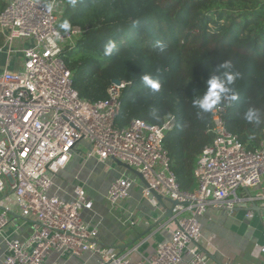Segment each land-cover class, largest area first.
Returning a JSON list of instances; mask_svg holds the SVG:
<instances>
[{
  "label": "built area",
  "instance_id": "obj_1",
  "mask_svg": "<svg viewBox=\"0 0 264 264\" xmlns=\"http://www.w3.org/2000/svg\"><path fill=\"white\" fill-rule=\"evenodd\" d=\"M63 6V0H5L0 12V56L4 55L7 65L17 54L22 56L15 69L0 68V235L15 210L34 223L25 240L5 238L2 264H44L55 251L75 256L91 252L99 256V264H183L187 254L189 264H205L208 257L201 253L199 218L208 209L232 213L240 201L236 192L261 184L264 136L256 148L248 150L227 130L224 115L230 101H223L224 105L211 112L206 133L212 141L196 160V188L181 191L163 147L166 133L175 127L173 115L158 126L133 119L119 128L115 119L121 93L131 83L112 82L108 99L98 102L81 99L73 88L72 73L61 54L86 31L72 28L61 33ZM82 143L87 146V159L117 160L139 173L146 184L142 183L141 196L153 209L162 210L164 216L171 208L172 216L160 223L170 239L159 243L149 259L132 263L127 254L96 242V230L89 229L80 217L81 210L91 208L83 187L74 188L71 202L52 193L53 178ZM137 181L136 176L134 180L121 177L107 191V203L120 213L125 226L133 223L134 211L120 206L138 187ZM260 199L264 197L247 198ZM252 214L247 210L245 217ZM260 253L264 258V244Z\"/></svg>",
  "mask_w": 264,
  "mask_h": 264
},
{
  "label": "trees",
  "instance_id": "obj_2",
  "mask_svg": "<svg viewBox=\"0 0 264 264\" xmlns=\"http://www.w3.org/2000/svg\"><path fill=\"white\" fill-rule=\"evenodd\" d=\"M63 4L59 27L68 21L71 29L86 31L61 54L72 73L73 88L81 99L98 102L108 99L114 80L131 83L121 93L115 119L119 128L133 119L158 126L173 115L175 127L166 133L163 147L181 191H193L197 157L212 141L206 133L212 115L198 117L192 101L203 95L211 70L225 60L242 74L231 86L239 98L226 107V128L248 150L259 145L264 124L246 122L243 113L254 107L264 115V0H76L75 5L63 0ZM4 7L5 0H0V12ZM110 40L115 50L104 57ZM157 41L167 44L163 53L156 48ZM142 75L158 79L160 91L148 94ZM153 109L158 118L152 117Z\"/></svg>",
  "mask_w": 264,
  "mask_h": 264
},
{
  "label": "crops",
  "instance_id": "obj_3",
  "mask_svg": "<svg viewBox=\"0 0 264 264\" xmlns=\"http://www.w3.org/2000/svg\"><path fill=\"white\" fill-rule=\"evenodd\" d=\"M5 66L11 69L10 64L7 65L6 58L2 55L0 56V68ZM83 149L84 147H82ZM77 152L78 148L75 154ZM93 170L91 163L82 166L71 160L53 178L52 193L64 202L73 201L74 197L67 196V172L73 175V192L76 186L81 185L83 189L85 188L87 201L91 203V208L83 209L80 212V217L89 229L96 230V242L100 246L113 247L120 253L127 254L132 263L149 259L155 253L159 243L167 242L170 239L168 232L166 229H162L160 224L165 223L166 213L163 216L162 210H157L158 212L152 215L147 212L148 210L132 209L134 211L133 223L130 226L123 225L118 211H113L111 208L106 210L104 207L105 204L109 205L105 192L108 191L107 187L110 185L105 184L103 188L105 192L102 190V195L98 194V196L89 187ZM121 177L128 178L124 174H121ZM137 185L138 187L135 188L141 191L142 182L140 180L137 181ZM134 191L133 188L128 200L132 199ZM257 195L264 197V176L257 188L248 191L240 189L236 192L240 201L232 213L208 209L199 218L203 234L201 253L208 257L205 264H264V258L260 253V247L264 244V222L261 221V217L264 216V200H247L248 197L253 198ZM126 201L122 204L127 203ZM151 208L153 209V207ZM247 210L253 212L249 218L245 217ZM119 211L121 212V210ZM9 217L10 225L0 235V264H2L6 253L5 238L23 241L30 236L34 225L33 220L23 218L16 210ZM190 260L191 256L185 255L183 264H189ZM44 264H99V256L91 252L75 256L65 251H55L50 252Z\"/></svg>",
  "mask_w": 264,
  "mask_h": 264
},
{
  "label": "clouds",
  "instance_id": "obj_4",
  "mask_svg": "<svg viewBox=\"0 0 264 264\" xmlns=\"http://www.w3.org/2000/svg\"><path fill=\"white\" fill-rule=\"evenodd\" d=\"M71 3L75 5L76 0H71ZM71 27L68 21L60 25V28L65 32L70 31ZM156 48L163 53L167 48V44L163 41H157ZM114 50L115 43L110 40L104 46V57L111 56ZM157 72H159V69ZM241 76L242 74L236 70L231 60H225L218 64L214 70H211L203 95L196 97L192 101L193 107L198 110L197 116L199 117L203 114L213 112L223 101H237L239 96L231 86L235 84ZM141 80L148 94H155L160 91L161 84L159 80L155 79L152 75H142ZM151 115L153 118H158L157 110L153 109ZM243 119L257 127L264 124V115L254 107H248L245 110Z\"/></svg>",
  "mask_w": 264,
  "mask_h": 264
},
{
  "label": "rangeland",
  "instance_id": "obj_5",
  "mask_svg": "<svg viewBox=\"0 0 264 264\" xmlns=\"http://www.w3.org/2000/svg\"><path fill=\"white\" fill-rule=\"evenodd\" d=\"M260 1H262V0H260ZM2 45H3V39H2V36L0 35V46H2ZM21 59H22V56L20 54H17L16 56H14V59L10 64V68L12 70L15 69L16 68L15 62H17L18 60H21ZM82 147H84L83 150H82ZM86 155H87V146L85 144H82L81 147L78 148V152L73 155L72 162H75L76 164L82 165V166H85L88 163H91L94 170L92 171V175L90 177L89 187H91L96 192L97 196H98V194L102 195V190L105 187V184L111 185L110 183L119 179L121 174L128 176V178H135V175L132 172L127 171L126 169H123V168L117 166L112 161H107V162L102 163V162H99L93 158L87 159V158H85ZM132 180H134V179H132ZM73 187H74V177H73V175H71L70 173L67 172V196L75 197L74 192H73ZM108 187H107V190L109 189ZM195 188H196V183H195L194 189ZM134 190L135 191L132 192L133 193L132 199L127 200L126 201L127 203L121 204V206H120L121 209L125 210V209L130 208V207H131V209H138L139 208V209L148 210L147 212L151 213L152 215L156 214L158 211L156 209H152L148 205V202L145 199L141 198V195H140L141 191L136 189L135 186H134ZM103 191L105 192V190H103ZM6 194H8V192ZM106 194H107V191L105 192V195ZM104 207L106 210L111 208V207H109V205L107 206L106 204ZM111 210L115 211L114 209H111Z\"/></svg>",
  "mask_w": 264,
  "mask_h": 264
},
{
  "label": "water",
  "instance_id": "obj_6",
  "mask_svg": "<svg viewBox=\"0 0 264 264\" xmlns=\"http://www.w3.org/2000/svg\"><path fill=\"white\" fill-rule=\"evenodd\" d=\"M113 83H115L116 85H118V84H119V81H118V80H114ZM113 162H114L117 166H119V167H121V168H123V169H126L127 171L132 172V173H133V174H134V175H135V176H136V177H137L142 183L145 184V182H144L142 176H141L139 173H137L136 171L130 169V168L127 167L126 165H124V164L118 162L117 160H113ZM145 185H146V184H145ZM155 198L157 199V201H158L163 207H165V205H164V203H163V201H162V199H161L160 196L155 195ZM170 204H171L172 206H174V205H176V202H170ZM171 216H172V211H171V208H169V209H167V211H166V215H165L164 218H169V217H171Z\"/></svg>",
  "mask_w": 264,
  "mask_h": 264
},
{
  "label": "bare ground",
  "instance_id": "obj_7",
  "mask_svg": "<svg viewBox=\"0 0 264 264\" xmlns=\"http://www.w3.org/2000/svg\"><path fill=\"white\" fill-rule=\"evenodd\" d=\"M21 229V228H20Z\"/></svg>",
  "mask_w": 264,
  "mask_h": 264
}]
</instances>
